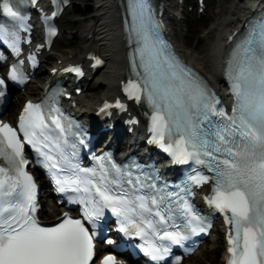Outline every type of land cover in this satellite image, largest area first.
<instances>
[{
  "label": "snow or ice",
  "instance_id": "1",
  "mask_svg": "<svg viewBox=\"0 0 264 264\" xmlns=\"http://www.w3.org/2000/svg\"><path fill=\"white\" fill-rule=\"evenodd\" d=\"M34 4L36 0H31ZM3 13L17 21L25 19L13 6L12 0H0ZM133 17L130 39L137 45L132 54L138 80H129L125 91L137 101L143 97L153 110L152 131L165 151L171 152L182 163L192 159L205 165L215 175L213 194L208 203L225 213L232 226L229 233L230 257L228 264H264V14L250 21L247 34L239 41L227 60L226 74L232 82L236 103L232 115L217 110L214 94L206 83L191 69L172 55L161 39L159 25L154 22L148 0H130ZM4 29L0 26V37ZM97 64L101 61L97 60ZM76 72L80 69L69 68ZM11 79H17L13 69ZM5 81L0 79V85ZM4 93L0 91V96ZM123 107V105H117ZM59 109L45 112L40 104L29 102L20 117L19 131L0 122V157L9 167H0V264H92L95 245L89 229L81 219L67 217L60 223L45 227L36 217V185L25 171L24 143L31 145L45 160L53 161L46 167H56L48 148L51 125L61 132L64 126ZM216 116L220 119L213 120ZM166 140L169 141L166 143ZM59 147V145H56ZM116 176L109 179L106 173L93 179L57 180L60 191L86 195L72 203L83 204V215L88 222L99 217L104 208L122 217L120 231L127 225H137L133 215L140 211L151 214L145 197L123 190L120 169L113 165ZM92 177L94 169H83ZM209 177L196 178L197 183ZM124 183H132L126 180ZM75 185V187H72ZM83 185V188L80 187ZM115 186V187H114ZM116 188H120L119 194ZM151 203H155L152 200ZM142 210V211H141ZM156 215H159L157 212ZM185 215L191 218L185 227L188 233L204 231L200 218L188 207ZM163 219V217H161ZM146 227L153 228L151 221ZM189 238L184 231H165L161 240L182 244ZM153 260L163 259L169 249L151 244L144 249ZM102 264H117L115 256H105Z\"/></svg>",
  "mask_w": 264,
  "mask_h": 264
},
{
  "label": "bare ground",
  "instance_id": "2",
  "mask_svg": "<svg viewBox=\"0 0 264 264\" xmlns=\"http://www.w3.org/2000/svg\"><path fill=\"white\" fill-rule=\"evenodd\" d=\"M160 4L165 8V14H171L169 11V3H175L174 0H159ZM117 0H95L94 13H92L85 23L80 37L81 43L76 48H70L66 51H52L50 55H56L57 60L53 66L62 67L68 62H86L90 56L97 54L105 60L104 66L97 69V73L90 82H94V86L99 90L95 94H87L85 91L76 97V100L83 106V111L87 114L94 111L96 104L109 97L117 91L119 82L125 78V63L123 39L120 30V11L117 8ZM218 10L210 14L211 23L207 30L200 37L202 47L190 50L189 41H181L179 38L182 17H179L178 11L169 17L168 31L175 40L177 47L212 84L219 88L223 82L222 77V59L226 48L229 35L234 29L238 28V24L242 21V17L250 11L251 4L247 0H216ZM179 9V8H177ZM176 9V10H177ZM169 12V13H168ZM48 55V56H50ZM45 67H40L39 74H42ZM50 69H47L46 79L53 78L50 75ZM39 78V79H38ZM44 81L40 82V77L33 79L27 86L26 92H22V99L17 95H13L10 99V105L4 117L11 116L13 108L18 103H22L24 99L35 94L41 93ZM89 88V87H88ZM134 110L137 105L133 103ZM126 135V134H125ZM123 135H121L117 144H121ZM126 140V139H124ZM43 207L41 209L42 217L46 220L55 219L63 210V207L57 205L50 195L44 194L42 197ZM214 238V237H213ZM211 240V239H210ZM225 247V246H224ZM219 247H204L200 252L182 264H221L222 256L218 255ZM219 261V263H218Z\"/></svg>",
  "mask_w": 264,
  "mask_h": 264
},
{
  "label": "rangeland",
  "instance_id": "3",
  "mask_svg": "<svg viewBox=\"0 0 264 264\" xmlns=\"http://www.w3.org/2000/svg\"><path fill=\"white\" fill-rule=\"evenodd\" d=\"M208 7L207 10L204 13H200L198 11V8H196L195 11L192 10V2H189L187 6L184 8L185 13L183 15L182 24H181V30L179 38L181 41H189L187 44L190 50H195L200 47H202V40H200V37L203 35L205 30H207V27L211 23L210 14L218 10V6L216 3V0H208ZM75 4H79L82 8L92 7V12L88 14L87 16H79L77 13H75V8H69L67 9L66 13L64 14L63 18L61 19V27L63 29L62 35L57 39L55 43V48L53 51H66L70 48H76L81 43V31L87 23L90 15L94 13V7H95V0H74ZM53 61H59L57 60L56 55H51ZM52 65L44 64L45 67L43 74L47 72V69ZM92 85H94V82H91ZM99 89L95 88L94 92H86L87 94H95ZM21 105V102L18 103L15 106V109L17 110ZM218 238L213 241H209L207 243V246H205V249L215 248L219 247V253L218 255H221L224 249V242L222 240V236H217ZM219 263V261H218Z\"/></svg>",
  "mask_w": 264,
  "mask_h": 264
},
{
  "label": "trees",
  "instance_id": "4",
  "mask_svg": "<svg viewBox=\"0 0 264 264\" xmlns=\"http://www.w3.org/2000/svg\"><path fill=\"white\" fill-rule=\"evenodd\" d=\"M91 8L92 7H88V10H84L81 6H76V8H75V13H77V14H79V15H85V13L87 12V11H90L91 10Z\"/></svg>",
  "mask_w": 264,
  "mask_h": 264
}]
</instances>
